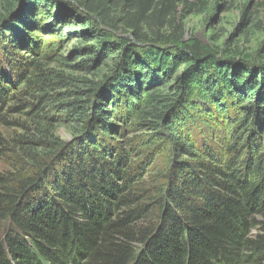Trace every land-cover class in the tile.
<instances>
[{
  "label": "trees",
  "instance_id": "obj_1",
  "mask_svg": "<svg viewBox=\"0 0 264 264\" xmlns=\"http://www.w3.org/2000/svg\"><path fill=\"white\" fill-rule=\"evenodd\" d=\"M176 4L0 0L1 126L45 98L39 34L109 63L69 140L0 135V264H264V63L182 41Z\"/></svg>",
  "mask_w": 264,
  "mask_h": 264
},
{
  "label": "rangeland",
  "instance_id": "obj_2",
  "mask_svg": "<svg viewBox=\"0 0 264 264\" xmlns=\"http://www.w3.org/2000/svg\"><path fill=\"white\" fill-rule=\"evenodd\" d=\"M185 4H176L174 18H169L173 25L182 27V41H192L204 48L214 51L218 56L247 60L254 64L264 63V0H187ZM116 17V16H115ZM120 17V14H117ZM171 27L160 30L163 36L173 32ZM65 34V31H64ZM51 34H39L40 55L36 57L46 72V82L43 84L45 98L43 102L31 101L39 105L36 113L28 112L12 116L18 121L20 128H9L0 125V135L12 147V140L19 136L38 137L42 134H52L62 141L70 139L77 125V117L70 118L66 113V103L86 92L92 85L102 81L108 71L109 63L99 69L86 70L79 64L87 60L85 53H77L84 42L68 41ZM30 57V55H25ZM46 56V58H45ZM45 58V59H44ZM144 95V94H143ZM123 125V124H119ZM139 132L124 128L123 135H112L113 141L128 147ZM39 139V138H37ZM132 153V151H131ZM6 164L0 162V171H6Z\"/></svg>",
  "mask_w": 264,
  "mask_h": 264
}]
</instances>
